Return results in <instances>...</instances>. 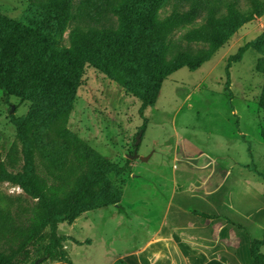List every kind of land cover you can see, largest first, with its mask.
Masks as SVG:
<instances>
[{
	"label": "rangeland",
	"instance_id": "rangeland-1",
	"mask_svg": "<svg viewBox=\"0 0 264 264\" xmlns=\"http://www.w3.org/2000/svg\"><path fill=\"white\" fill-rule=\"evenodd\" d=\"M199 1L223 17L233 0ZM235 1L250 20L201 68H184L169 76L144 118L140 100L107 73L106 60L93 56H88L79 85L60 88L63 92L53 99L34 104L7 98L0 89V169L2 165L11 173L23 171L25 149L12 116L24 119L32 112L35 166L49 184L73 177L83 159L91 167L97 155L119 165L131 160L133 166L131 173L110 175L107 185L105 181L96 189H117V204L92 209L93 202H88L75 219L59 225L68 260L43 263L35 255L30 264H130L126 257L152 235L147 225L152 228L163 220L166 200L177 187L182 206L214 210L236 224L221 234L217 249L235 256L231 264H251L250 242L264 235V180L250 169L254 164L264 173V16H255L251 0ZM172 4L157 18L167 16ZM34 15L41 18L31 0H0V18L6 22L20 23ZM193 27L178 30L173 40ZM250 43L253 46L230 69L228 88L229 57ZM57 44L70 49L68 30ZM175 173L182 175L178 183L172 180ZM217 185L220 192L210 196L207 190ZM35 203L18 185L0 178V211L10 213L16 223H25V212ZM9 246L0 241L1 250Z\"/></svg>",
	"mask_w": 264,
	"mask_h": 264
},
{
	"label": "trees",
	"instance_id": "trees-1",
	"mask_svg": "<svg viewBox=\"0 0 264 264\" xmlns=\"http://www.w3.org/2000/svg\"><path fill=\"white\" fill-rule=\"evenodd\" d=\"M172 1L171 12L157 18ZM251 4L255 16H264V3L251 0ZM31 6L41 14L40 19L34 15L10 23L0 18V89L4 95L34 104L53 99L63 92L60 88L75 89L79 85L88 56H93L106 60L107 73L140 100L143 118L145 111L156 104L169 76L184 68H201L250 20L235 0L226 4L223 17L199 0H31ZM189 26L194 27L173 40L178 30ZM66 30L70 49L57 44ZM198 44L207 47L183 50ZM252 46L247 44L229 57L228 88L232 65L240 62ZM261 106L264 110V89ZM35 116V112L24 119L12 116L25 149V166L23 171L11 173L1 165L0 178L18 185L36 203L25 212L22 224L16 223L10 213L0 211V241L4 246L10 244L6 250L0 249V264H30L35 255L43 263L68 260L62 252L59 225L75 219L88 202H93L92 209L117 204L121 198L117 189L108 186L101 193L96 189L110 175L121 177L133 170L131 160L119 165L97 155L91 167L83 159L73 177L60 185L49 184L35 166ZM248 152L254 161L251 146ZM250 169L264 180V173L254 164ZM263 246L264 235L251 240L253 264H264Z\"/></svg>",
	"mask_w": 264,
	"mask_h": 264
},
{
	"label": "crops",
	"instance_id": "crops-1",
	"mask_svg": "<svg viewBox=\"0 0 264 264\" xmlns=\"http://www.w3.org/2000/svg\"><path fill=\"white\" fill-rule=\"evenodd\" d=\"M178 176L181 179L182 175L175 173L172 180L178 181ZM220 190L221 187L217 185L216 190L212 188L207 193L212 196ZM178 193V187L170 191L163 220L152 228L147 225L146 230L152 232V235L139 243V247L133 249V254L127 256L126 260L130 264H231L230 260L235 256L229 252L218 251L217 247L221 234L226 228L236 224L223 219L214 210H189L180 204L182 200L178 198ZM233 210L235 211L234 208ZM121 212L126 214L123 210L115 213ZM199 213L211 217L204 218ZM250 262L253 264L252 256Z\"/></svg>",
	"mask_w": 264,
	"mask_h": 264
}]
</instances>
